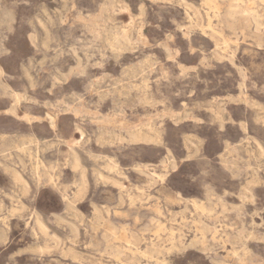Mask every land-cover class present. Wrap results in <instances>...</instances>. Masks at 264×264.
Wrapping results in <instances>:
<instances>
[{
    "label": "rangeland",
    "instance_id": "1",
    "mask_svg": "<svg viewBox=\"0 0 264 264\" xmlns=\"http://www.w3.org/2000/svg\"><path fill=\"white\" fill-rule=\"evenodd\" d=\"M0 264H264V0H0Z\"/></svg>",
    "mask_w": 264,
    "mask_h": 264
},
{
    "label": "bare ground",
    "instance_id": "2",
    "mask_svg": "<svg viewBox=\"0 0 264 264\" xmlns=\"http://www.w3.org/2000/svg\"><path fill=\"white\" fill-rule=\"evenodd\" d=\"M19 103V102H18ZM20 116V115H19ZM25 116V115H24ZM50 117V116H49ZM54 120V119H53ZM54 126V125H53ZM77 137H78V135H77ZM76 163V166H78L77 164V161L75 162ZM153 176H155V175H153ZM40 218H37V222H38V224L40 225L41 223H40V220H39ZM255 224V223H254ZM41 228H42V230H44L45 231V229H44V227L41 225Z\"/></svg>",
    "mask_w": 264,
    "mask_h": 264
}]
</instances>
